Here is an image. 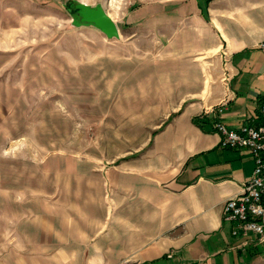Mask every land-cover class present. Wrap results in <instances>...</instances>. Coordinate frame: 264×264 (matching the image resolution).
<instances>
[{
    "label": "crops",
    "instance_id": "0c3cea01",
    "mask_svg": "<svg viewBox=\"0 0 264 264\" xmlns=\"http://www.w3.org/2000/svg\"><path fill=\"white\" fill-rule=\"evenodd\" d=\"M137 25L165 36L155 50H139L151 58H137L144 69L139 90L137 82V168H108V200L98 185V205L80 219L84 226L62 216L48 241L53 255L43 250L48 258L41 260L264 264V242L234 236L222 220L223 202L252 176L253 157L219 147L214 128L217 121L235 130L260 124L264 54L256 46L264 41V0L153 3L137 11ZM148 84L153 92L142 88Z\"/></svg>",
    "mask_w": 264,
    "mask_h": 264
},
{
    "label": "rangeland",
    "instance_id": "374dc122",
    "mask_svg": "<svg viewBox=\"0 0 264 264\" xmlns=\"http://www.w3.org/2000/svg\"><path fill=\"white\" fill-rule=\"evenodd\" d=\"M69 1L0 0V264H52L39 252L53 255L62 216L84 226L107 169L137 168V58L165 42L137 11L184 0H77L103 7L112 40L73 27Z\"/></svg>",
    "mask_w": 264,
    "mask_h": 264
},
{
    "label": "built area",
    "instance_id": "2783aa9c",
    "mask_svg": "<svg viewBox=\"0 0 264 264\" xmlns=\"http://www.w3.org/2000/svg\"><path fill=\"white\" fill-rule=\"evenodd\" d=\"M256 48L264 54V41ZM223 57L227 66L229 58L225 52ZM223 76L225 80L229 78L227 69ZM214 128L220 136L219 147L247 150L255 164L252 176L242 184L240 192L223 202L222 220L232 226L234 236L254 234L264 242V103L260 108L258 127L244 125L235 130L217 121Z\"/></svg>",
    "mask_w": 264,
    "mask_h": 264
},
{
    "label": "water",
    "instance_id": "95a60500",
    "mask_svg": "<svg viewBox=\"0 0 264 264\" xmlns=\"http://www.w3.org/2000/svg\"><path fill=\"white\" fill-rule=\"evenodd\" d=\"M65 8L73 27H93L108 40L120 38L118 25L100 4L90 6L77 0H70Z\"/></svg>",
    "mask_w": 264,
    "mask_h": 264
}]
</instances>
